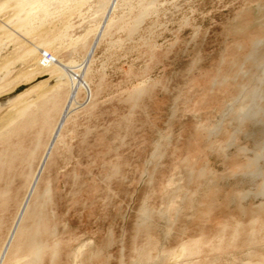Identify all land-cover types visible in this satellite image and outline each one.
Wrapping results in <instances>:
<instances>
[{
    "label": "rangeland",
    "instance_id": "rangeland-1",
    "mask_svg": "<svg viewBox=\"0 0 264 264\" xmlns=\"http://www.w3.org/2000/svg\"><path fill=\"white\" fill-rule=\"evenodd\" d=\"M2 1L0 264H264V0Z\"/></svg>",
    "mask_w": 264,
    "mask_h": 264
},
{
    "label": "bare ground",
    "instance_id": "bare-ground-1",
    "mask_svg": "<svg viewBox=\"0 0 264 264\" xmlns=\"http://www.w3.org/2000/svg\"><path fill=\"white\" fill-rule=\"evenodd\" d=\"M1 1H2V0H0V5L3 3V1H2V2H1ZM7 1H8V0H7ZM22 1H23V2L26 1V3H27L29 0H22ZM4 2H5V1H4ZM21 4H22V3H21ZM11 6H12V5H11ZM13 7H14V6H13ZM13 7H11V8H13ZM14 8H15V7H14ZM11 10H13V9H11ZM18 10H19V9H17V12L14 10V12L18 13ZM24 10H25V9H24ZM24 10H23V11H24ZM6 11H7V10H6ZM6 11H5V12H6ZM9 11H10V10H9ZM9 11H7V12H9ZM23 11L20 10L19 12L21 13V12H23ZM7 12H6V13H7ZM26 12H27V11H25L24 15H25V16H30V14H28V12H27V15H26ZM9 13H10V12H9ZM22 14H23V13H22ZM22 14H21V15H22ZM9 15H10V14H8V16H9ZM11 15H12V17L14 16L13 18L15 19V17H16L15 14L12 13ZM11 15H10V16H11ZM18 16H20L19 13H18ZM18 16H17L16 18L19 19ZM25 16H24V18H25ZM2 17H3V16H2ZM12 17H11V21H10V17H9V20L7 19V20L10 21L11 23H13L12 20L14 21V19H13ZM21 17H22V16H21ZM21 17H20V18H21ZM32 17H33V15H32ZM5 18H7V17H5ZM24 18H21V20L24 21V20H25ZM30 18H31V17H28V20H32V19H30ZM2 19H3V18H0V22H2V25H1L0 27H4L5 25H7V23H9L7 20L4 19L5 21H7V23H6V22L3 21ZM23 19H24V20H23ZM26 20H27V18H26ZM19 21H20V20H19ZM16 22H18V21H16ZM16 22L14 21V23H16ZM20 22H21V21H20ZM20 22L17 23L18 26H19V27H17V29H19V28H20V25L22 24V22H21V23H20ZM11 23H10V26H11ZM23 23H24V22H23ZM26 23H27L26 25H28V21H27ZM3 24H5V25L3 26ZM19 24H20V25H19ZM26 25H25V26H26ZM7 26H8V25H7ZM10 26H8V27H10ZM12 26H13V25H12ZM15 26H16V25H15ZM15 26H14V28H16ZM23 26H24V25H21V28H22ZM6 28H7V27H6ZM6 28H5L6 32H5L4 29H2V30L4 31V33L8 34L7 31L10 30V29H9V28L6 29ZM10 28L13 29V31L15 30V29L12 28V27H10ZM0 30H1V28H0ZM10 31H11V30H10ZM10 31H8V32L11 34ZM15 32H16V30H15ZM20 32H21V31H20ZM10 34H8V35H10ZM1 36H2V35H1ZM1 36H0V37H1ZM4 36H5V35H4ZM4 36H3V37H4ZM6 37H7V36H6ZM4 57H5V56H4ZM5 61H6V60H5ZM5 61H4V63H5ZM2 63H3V62H2ZM6 63H7V62H6ZM3 66H4V65H3ZM5 66H6V64H5ZM1 68H2V67H1ZM20 90H23V89H19V91H20ZM17 91H18V90H17ZM23 91H24V90H23ZM18 93H20V92H18ZM41 94H43V93H41ZM41 94H40L39 96L42 98ZM43 95H45V94H43ZM12 96H13L12 94H11V95H8V97L6 96V97L4 98V100L7 99V98L10 99ZM40 97H39V98H40ZM43 97H44V96H43ZM37 99H38V97H37ZM34 100H35V99H34ZM32 101H33V100H32ZM27 102H29V101H27ZM27 102H26V103L24 102V104H25L27 107H26L24 104H23L24 106H23V105L21 106L22 109H21V107H19L21 111H20L19 109H18V110L16 109L17 111H20L19 116H20L21 113H22V115L25 114V113L27 112V109L29 108L28 106L33 104V102H32V104H31V102H29V103L27 104ZM21 104H22V103H21ZM21 104H20V105H21ZM18 105H19V104H18ZM16 110H15V111H16ZM15 111H14V112H15ZM17 111H16V112H17ZM13 114H14V113H13ZM16 114L18 115V113H16ZM8 115H9V114H8ZM11 115H12V114H11ZM12 116H13V118L18 117V116H16L15 114L12 115ZM14 116H16V117H14ZM7 117H8V116H7ZM10 119H12V117H11ZM6 121H7V120H6ZM10 121H11V120H10Z\"/></svg>",
    "mask_w": 264,
    "mask_h": 264
},
{
    "label": "built area",
    "instance_id": "built-area-1",
    "mask_svg": "<svg viewBox=\"0 0 264 264\" xmlns=\"http://www.w3.org/2000/svg\"><path fill=\"white\" fill-rule=\"evenodd\" d=\"M43 55L46 56V57H50V54L49 53L43 52Z\"/></svg>",
    "mask_w": 264,
    "mask_h": 264
}]
</instances>
